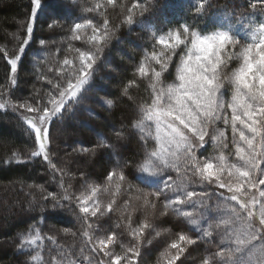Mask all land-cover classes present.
Listing matches in <instances>:
<instances>
[{
  "label": "snow or ice",
  "instance_id": "6c2138e0",
  "mask_svg": "<svg viewBox=\"0 0 264 264\" xmlns=\"http://www.w3.org/2000/svg\"><path fill=\"white\" fill-rule=\"evenodd\" d=\"M70 2L75 5L76 0ZM116 2L94 0L82 13L105 17L107 6H115ZM45 7L44 0H29L24 20L17 22V31L6 33V37L16 42L15 48L10 52L6 45L0 46L7 64L4 83L0 84V109L7 108L18 115L27 125L22 131L31 142V147L24 146V159L17 150L3 162L4 166L11 165L13 160L28 163L41 159L50 174L48 183L56 184L63 194L49 191L43 184L29 185L42 193L39 204H33V210L39 207V216L47 219L63 212L66 206L78 209L77 218L87 229L83 235L97 257L95 264H138L139 241L147 230H154L153 224L146 220L133 227L129 214L128 235L134 243L124 247L116 231L93 240L90 233L98 229L91 222L112 213L114 202L104 205L99 201L100 193L108 189L99 183H89L91 174L84 171L78 178L83 191L79 195L69 194L71 186L63 183L69 173L53 162L55 153L50 128L55 122H63L84 102L86 85L97 71L100 53L110 46L115 31L121 26L144 24L146 17L155 15L157 6L151 0H132L130 6L121 4L122 19L116 29L110 28L107 18L97 23L82 14L74 17L70 25L71 39L81 41L83 47L69 45L73 55L71 58L65 55L59 62L55 82L39 74L47 89H34L26 97H15L19 69ZM205 7L204 3L195 7L192 22L184 20L166 31L163 28L153 31L151 50L144 52L136 68L140 78L150 81V99L141 109L143 119L132 127L143 133L145 128L154 126L155 135L154 138L151 134L137 137L139 150L122 161L118 172L108 171L107 181H116L117 191L125 184L132 187L129 176L145 184L151 191L137 199H142L145 208L152 209L162 200V217L171 212L189 225H197L200 221L193 218V211L182 209L197 210L196 214L207 226L201 227L202 236L180 232L164 249L162 264H183L182 257L188 248L202 240L213 243L218 249L208 250L202 264H264V21L259 23L251 42L242 43L231 28L220 25L205 28L200 20L205 15ZM249 9L253 10V15L258 10L264 17V0H251ZM49 19L48 28L63 27L62 22ZM38 43L44 46L46 41L41 39ZM232 62L238 66L230 69ZM173 64L175 77L171 83H166V74ZM135 84V79L130 80L123 87L122 96H127ZM105 103L113 105L110 99ZM229 127L230 142L225 132ZM123 132L122 126L116 133L117 142L125 139ZM108 139L105 137L94 147L74 148L73 152L94 159L97 153L106 150L111 156L114 146L106 142ZM209 144L211 151L206 147ZM229 144L234 150H230ZM189 188H212V194L218 193L216 206L208 203L211 194ZM177 227H181L179 219ZM28 231L35 234L24 236L19 248L36 245L44 238L40 229L32 224ZM155 234L161 235L159 231ZM117 246L123 249V254L113 251ZM65 259L53 260V264H64ZM67 264H83V261L67 259ZM87 264H93L92 259H87Z\"/></svg>",
  "mask_w": 264,
  "mask_h": 264
},
{
  "label": "trees",
  "instance_id": "16d2710c",
  "mask_svg": "<svg viewBox=\"0 0 264 264\" xmlns=\"http://www.w3.org/2000/svg\"><path fill=\"white\" fill-rule=\"evenodd\" d=\"M44 2L46 7L38 17L34 40L26 49L27 55L19 69V84L18 88L14 89L15 97H26L34 89H47L48 85L40 78L39 74L43 73L55 82L59 75L56 71L60 67L59 62L63 60L65 55H68L69 58L73 55L69 45L72 48L83 47L81 41L71 39L70 25L74 17L82 14L86 18H93L97 23H102V20L107 18L110 21V28L116 29L121 24L122 19L120 5L130 6L132 0H117L115 6H107L105 17L82 13V9L90 7L94 0H76L75 5L70 0H44ZM250 2L251 0H151V3L158 9L155 15L146 17L144 24L121 26L115 31L110 46L100 53L101 60L98 62L97 71L89 85H86L87 91L84 102L76 106L75 111L69 114L63 122H55L51 126L50 137L55 153L53 162L58 168L63 165V168L68 171L69 175L64 176L63 183L66 187L71 186L69 187V194L79 195L80 190L77 189L76 176L72 178L71 169L74 162L69 163L67 160L66 167L64 165L65 149L57 151V147L59 148L58 131L64 126H68V131L75 132L77 129L75 126L80 127L78 134L80 140L76 145L78 149L94 147L105 137L109 138L106 142L113 144L111 162L107 163L104 160V156L109 155L106 150L97 153V157L94 159L76 154L75 161L88 167L90 174H94L93 181L95 183L101 184L109 191H115L117 196L124 195L123 197L119 196V204L115 205L114 211L110 213V219L108 218L110 230L117 232L124 247L134 243L128 235L127 225L129 221L127 217L129 214H131L133 227L145 222L147 217L143 212L134 214L135 212L128 210L130 207L127 206L126 208H119L120 202L125 198L129 203L132 204L133 202V206L139 209L143 201L137 197L141 196L142 193L151 191V189L129 176L128 179L132 187L130 188L128 184H125L117 191L116 181L108 182L107 173L108 171L118 172L122 166V161L130 158L139 150V145L136 142L137 137L151 134L154 138L155 135L154 126L151 129L145 128L143 133L140 129L132 127L143 119L141 109L145 102L150 99V81L148 78H140L136 74V68L143 60L144 52L151 50L153 31L158 28H163L166 31L168 27L184 20L192 22L191 13L194 12L195 7L204 3L206 5L205 15L200 20L205 28L217 25L231 28L242 43L251 42L253 33L258 29L259 23L264 21V17H261L258 10L255 11L254 15L252 14L253 10L249 9ZM52 5L54 11L51 9ZM28 7L29 0H0V46L6 45L10 52L15 48L16 42L12 41L10 37H6V33L17 31V22L24 20V14ZM61 13H70V16L59 17L54 15ZM50 17L62 22L63 27L48 28L47 24L51 23ZM41 39L46 41L44 46L38 43ZM118 66L123 67V71H116ZM6 70V61L3 54L0 53V84L4 83ZM174 76L175 64L166 74V82L173 81ZM133 79L136 81L135 86L130 88L127 96H122L123 87ZM109 99L113 101L112 106L105 103ZM13 102H15V98H13ZM121 119L123 122L119 121ZM110 123L115 124L117 128L109 127ZM81 124H85L86 127L84 128ZM122 126L125 139L117 142L116 133L120 131ZM26 127L27 125L18 118L16 113L7 108L0 109V222H3L0 223V264H22V262L53 264V260L60 261L62 257L66 258L64 264H67V259H77L83 261V264H87V259H92L93 264H95L97 257L91 251L88 238L83 235L87 229L84 222L77 218L80 215L78 209L66 206L63 212L47 219L39 216V207L33 210V204H39L42 193L35 187H29V185L43 184L49 191L63 194L56 184L48 183L50 174L46 171L47 165L37 158L34 162L28 163H16L13 160L11 165L4 166L3 162L17 150L22 153L20 158H25L24 146L31 147V142L22 131ZM71 141L66 143L70 150L76 148L72 145L74 140ZM126 142L128 143V150L125 152L122 145ZM207 148L211 151L210 146ZM140 163H144V160L141 159ZM57 179L59 180V174H57ZM197 189L189 188V190L199 192ZM200 191L211 194L208 203L215 207L218 193L212 194V188H200ZM121 205L123 206V204ZM222 205L223 202H221V207H223ZM157 206L164 212L162 200L157 202ZM125 209L128 211L126 212ZM149 211L146 212L152 219L150 223L155 228L154 230H147L139 241L140 250L142 249L139 258L141 264H154L162 260V253L167 247V244H162L164 239L159 240V242L155 240L154 232L158 227L156 221L160 222V226L175 230V233L184 232L194 236H202L201 227H207L199 215L197 220L202 222L197 225H189L183 218L176 217L170 212L168 218L173 221V224L168 219L160 217L159 210H154L152 213ZM121 213H124L123 217ZM194 215L196 216V209H194ZM121 219L122 221H120ZM177 219L181 221V227H177ZM35 221L39 222L36 223ZM30 224L34 228H39L40 235L44 238L38 241L36 245H26L24 248H19L24 236L35 234L34 232L29 233ZM65 229L68 231L65 232ZM90 235L93 240L96 238L94 230ZM47 237L53 239L50 240ZM191 248L194 250L191 251ZM208 250L218 249L213 243H206L202 240L195 247L188 248L189 258L194 257L196 262L202 263L203 259L207 258ZM146 251H150V256L145 254ZM115 252L121 253L123 249L117 246ZM196 262L192 261L191 264Z\"/></svg>",
  "mask_w": 264,
  "mask_h": 264
},
{
  "label": "rangeland",
  "instance_id": "374dc122",
  "mask_svg": "<svg viewBox=\"0 0 264 264\" xmlns=\"http://www.w3.org/2000/svg\"><path fill=\"white\" fill-rule=\"evenodd\" d=\"M51 9L54 11V6L52 5L51 6ZM49 11H51V10H49ZM52 12V11H51ZM55 16H59V17H68V16H70V13H64V14H58V15H56V14H54ZM71 57H72V55H71ZM70 57V58H71ZM238 66V64L236 63V62H232V63H230V69H233V68H235V67H237ZM116 71H119V72H121V71H123V67H121V66H118V68L116 69ZM175 77V76H174ZM172 82V81H171ZM171 82H166V83H171ZM225 97H226V99L227 98H229V93L226 91L225 92ZM119 121H121V122H123V120L121 119V120H119ZM77 123V122H76ZM78 124V123H77ZM84 128L86 127V125L85 124H81ZM109 127H111L112 129H116L117 127L115 126V124H112V123H110V126ZM219 127L220 128H223V125L222 124H220L219 125ZM75 128H77L76 129V131L75 132H71V131H68V129H69V127L68 126H64L60 131H58V141H59V144H58V146H59V150H61V149H65V154H64V159H65V162H64V165H66V163L68 162L67 160H69V163H71L72 161L74 162L73 163V166H72V169H71V171H72V174H73V177L72 178H74L75 176H76V180H77V189H79L80 190V192L81 191H83V189L80 187V181H79V176H80V172L81 171H84V172H88V173H90V171H89V169H88V167L86 166V165H84V164H81L80 162L79 163H77V161H75V158H76V153H74L73 152V149H68L67 148V145H66V143H67V141H69V140H74V142H73V146H75L76 147V145H78V141L80 140V136L78 135L79 134V128L80 127H78V126H75ZM225 132H226V137H227V140L230 142V140H231V130H230V127L228 128V129H226L225 130ZM71 141V142H72ZM123 145H126V146H122V148H123V150L126 152L127 150H128V143L126 142V143H124ZM207 146H210V148L212 147V145L211 144H209V145H207ZM206 146V147H207ZM229 148H230V150H234L233 149V146L231 145V144H229ZM75 149H78L77 147L75 148ZM96 157H97V155H96ZM92 159V158H91ZM90 159V160H91ZM234 159V158H233ZM89 160V161H90ZM104 160L108 163V162H111V156H109V155H106V156H104ZM66 167H67V165H66ZM262 167H264V165H262ZM60 168H63V165L62 166H60ZM64 169V168H63ZM91 177H92V179L89 181V183H93L94 181V174L93 175H91ZM101 185V184H100ZM101 187H104V186H102L101 185ZM104 188H106V187H104ZM197 190H199V192H201L200 191V188H198ZM111 191V192H110ZM109 191V189L107 190V191H103V192H101L100 193V195H99V201L102 203V204H104V205H107L109 202H114L113 203V208L115 207V205H118L119 203H118V198H119V196L120 197H123L124 195H119V196H117L116 194H115V191H113L112 192V190H110ZM221 191H223V190H221ZM77 192H78V190H77ZM79 193V192H78ZM119 194V193H118ZM107 196V197H106ZM104 198V199H103ZM128 198H130V197H128ZM114 199H116V200H114ZM104 200V201H103ZM118 203V204H117ZM232 204H235V202H231ZM121 204H123V206L121 205ZM131 204V202L129 203L128 201H127V199H125L124 198V200H122L121 202H120V205H119V208H126V206L127 207H130L128 210H132V212H135L134 214H137V212H139V213H142L143 212V214H145L146 215V217H147V221L150 223V220H152V219H150L149 218V214L146 212V211H149V209L148 208H145V206L142 204V205H140V204H138V205H140V210L139 209H137V208H135V206H133L134 205V203L132 202V204ZM223 206V205H222ZM132 208V209H131ZM128 210H126L125 209V211L127 212ZM139 210V211H138ZM154 210H159L160 211V217H162L161 216V214L163 213V211H161V209L157 206L155 209H152V210H150L149 212H151L152 213V211L154 212ZM182 210H184V211H193V213H194V209L193 208H191V207H184ZM196 213H197V210H196ZM133 214V215H134ZM110 217H111V214H108V216H106V217H103V218H101V220H94V221H92L91 223H93V224H95L96 225V228L98 229V230H94L95 231V236L96 237H100V236H104V235H106V234H108V233H110L111 232V230H110V227L108 226V220L110 219ZM109 218V219H108ZM162 218H166V220L168 219V221L169 222H171V223H173V221L172 220H170V218H168V215L167 216H163ZM194 218H196V219H198V214H196V216L194 215ZM123 220H124V218H123ZM126 220V219H125ZM120 221H122V219L120 220ZM200 222H202V221H200ZM0 223H3V222H0ZM121 223H124V222H121ZM159 223L160 222H157L156 221V224L158 225V227H157V229H155V232H154V237H155V240L157 241V242H159V240H163L164 239V241L162 242V244H169L170 243V241L172 240V239H175L176 237H177V235L179 234V233H175V230H171V229H168V228H165V226L163 227V226H160L159 225ZM174 224V223H173ZM176 225V224H175ZM201 225V224H200ZM155 228V227H154ZM156 231H159L160 233H161V235L160 236H156ZM176 235V237H174ZM172 236H173V238H172ZM165 240H167V241H165ZM169 241V242H168ZM164 244V245H165ZM150 245V244H149ZM152 247H154V246H152ZM190 247H195V246H190ZM142 250V249H141ZM192 250H194V249H192L191 248V251ZM113 251H115V248L113 249ZM118 254H123V252H121V253H118ZM145 254L147 255V256H150V251H146L145 252ZM195 258L194 257H190L189 258V253H188V251L186 252V255L184 256V257H182V260H183V264H191V262L193 261V262H196V259L194 260ZM197 263H199V264H202V263H200V262H196V263H192V264H197ZM138 264H141V262L139 261V258H138ZM154 264H162V260H159V261H157V263H154ZM178 264H179V262H178Z\"/></svg>",
  "mask_w": 264,
  "mask_h": 264
}]
</instances>
